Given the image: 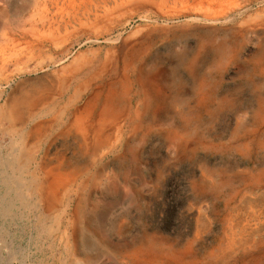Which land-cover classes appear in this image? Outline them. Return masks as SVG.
<instances>
[{
	"label": "rangeland",
	"instance_id": "374dc122",
	"mask_svg": "<svg viewBox=\"0 0 264 264\" xmlns=\"http://www.w3.org/2000/svg\"><path fill=\"white\" fill-rule=\"evenodd\" d=\"M154 1L67 35L60 49L46 42L44 68L32 61L18 74L5 65L0 105L10 93L45 88L46 104L59 99L49 56L58 69L84 52L92 62L67 93L89 79L80 104L118 116L122 135L97 161L73 137L33 142L55 176L75 180L70 211L85 224L68 242L50 231L56 214L29 228L44 213L24 215L0 177V264H264V0H222L233 6L215 15L192 0ZM56 11L50 0H0V44L55 25L63 32L69 19ZM9 45L1 56L14 52ZM12 143L0 131V161Z\"/></svg>",
	"mask_w": 264,
	"mask_h": 264
},
{
	"label": "bare ground",
	"instance_id": "6f19581e",
	"mask_svg": "<svg viewBox=\"0 0 264 264\" xmlns=\"http://www.w3.org/2000/svg\"><path fill=\"white\" fill-rule=\"evenodd\" d=\"M50 1L57 10L56 15L67 16L69 19L65 23L64 31H61L60 25H55V27L50 28L48 31L45 30L33 39H14L10 43L6 41L0 44V53L4 52L2 47L9 48V44L14 49L13 53L8 52V56H5L7 51L3 56L0 55V75L3 77L5 65L8 63L14 64L13 66L18 74L24 73L26 67L32 61H36L34 68L46 67V60L43 55L50 50L45 49L46 42H49L52 47L60 49L62 44L67 41V35L69 34H76V31L81 34L86 29L97 30L108 26L111 23L110 16L115 12L137 5H155L157 3L154 0H117L114 6L110 7L107 4L96 5L93 0ZM169 1L161 0L160 7L165 6ZM175 1L188 2L189 0ZM192 1L198 12L215 15L219 14V11H225L224 8L236 5L239 0H229L227 3L233 5L229 4L227 6L224 5L222 0ZM87 4L91 9L94 7L95 10H91L87 7ZM251 19L250 16L244 22L249 23ZM24 49L26 53H24ZM37 52H39V55H37ZM68 52L65 51L64 53L68 54ZM68 57L69 55L62 60ZM49 58L50 65H47V67L56 76L58 100L43 104V101L39 100V96L42 92H48L46 88L34 90L33 92L20 90L18 93H10L0 105V131L10 134L14 146L8 160L4 161L5 159H3L0 161V177L6 191L11 189L16 195L15 198H19L24 215L29 212L32 213L34 210L44 213L36 221V224L31 223L32 226L29 224V228L33 227L38 230L44 225L46 217L56 214V219L52 223L50 231H54L59 239L68 242L71 238L70 234H74L73 231L76 230L78 224L81 227H84L85 224L83 220H80V211L77 209L73 212L70 211L68 192L72 190H69L70 185L75 180L68 176L63 177L64 175L55 176L57 173L51 170L53 169L50 166L52 163L47 155L40 160L37 158L33 142L49 135L73 137L75 142L87 154L91 155L90 151L93 150L92 156L95 155V161H97L102 159L106 152L112 150L115 144L120 141L122 125L121 119L109 111H103L96 115L94 109L90 107L91 102L87 104V101H85L80 104L89 88V79L78 81L79 83L73 88V92L67 93L71 87V81L82 74L92 62L89 55L81 52L58 69H56L59 65L58 59L52 56H49ZM35 110L39 111L36 118L34 115ZM111 127L113 131L111 135H108L106 132ZM8 170L14 171L12 178L7 175ZM62 189H65V193L61 196L60 191ZM30 220L29 217L27 222ZM74 263L86 264L81 260H76Z\"/></svg>",
	"mask_w": 264,
	"mask_h": 264
}]
</instances>
